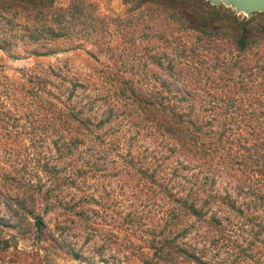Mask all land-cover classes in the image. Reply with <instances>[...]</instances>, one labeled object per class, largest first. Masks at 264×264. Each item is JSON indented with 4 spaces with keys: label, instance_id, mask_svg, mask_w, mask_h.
Returning a JSON list of instances; mask_svg holds the SVG:
<instances>
[{
    "label": "rangeland",
    "instance_id": "obj_1",
    "mask_svg": "<svg viewBox=\"0 0 264 264\" xmlns=\"http://www.w3.org/2000/svg\"><path fill=\"white\" fill-rule=\"evenodd\" d=\"M87 1L93 17L77 25L85 35L33 42L26 11L14 16L11 0H0V214L9 217L11 198H29V188L45 190L48 169L75 180L62 189L66 208L45 211L35 192V213L48 229L38 238L30 218L16 221L7 231L11 264L17 255L26 264H200L179 256V245L206 264H264V236L255 239L252 225L231 214L241 229L216 244V232L176 200L184 180L173 172L187 161L169 151L173 143L157 134L138 99L166 96L173 105L184 95L178 109L204 125L250 123L235 116L257 108L248 105L253 93L264 94V69H254L264 67V41L240 51L231 37L181 27L161 6L133 11L125 0ZM47 47L58 52L35 55ZM78 82L86 87L71 97ZM231 186L222 172L216 188ZM215 212L224 216L211 204L208 216Z\"/></svg>",
    "mask_w": 264,
    "mask_h": 264
},
{
    "label": "trees",
    "instance_id": "obj_2",
    "mask_svg": "<svg viewBox=\"0 0 264 264\" xmlns=\"http://www.w3.org/2000/svg\"><path fill=\"white\" fill-rule=\"evenodd\" d=\"M125 2L130 4L133 11L145 5L161 6L171 11L170 15L181 27L195 30L208 39L231 37L240 51L264 41V12H256L250 18H240L230 9L222 5H212L207 0H125ZM11 8L16 9L14 16H18L20 9L25 10L27 17L33 21L32 26L27 25L24 28L27 38L33 42L42 39L53 42L85 35L81 34L77 25L86 24L93 17L90 13L92 4L87 0H70L68 5L59 4L58 0H11ZM12 21L11 18V23ZM46 49L35 52V55L49 56L58 52L51 47ZM254 69L258 74V70L264 67L257 63ZM77 87L86 86L78 82L71 97L75 95ZM164 97L166 96L160 97L161 101L147 97L138 99L144 104L146 119H149L157 134L173 143V146H169V151L174 155L184 156L187 161L186 164L176 167L173 172L184 180L181 195H177L176 200L181 203L188 215L206 222L208 227L216 232L218 237L213 240L216 244L232 241L234 232L241 229L240 223L232 222L231 214L252 225L250 232H254L255 239L264 236V94L259 95L255 92L250 96L248 105L257 108L248 113L230 115V118L235 116L239 119L241 116V120L249 119L250 123L241 122L238 125L227 123L218 128L213 124L204 125L194 118L190 111L178 109L176 103L187 100V96H180L173 105L165 101L167 98ZM235 99L233 96L229 99L231 106H235ZM262 106L263 108H259ZM68 114L69 118L73 117L79 121L75 112ZM182 170H185V174ZM48 172L51 183L45 190L43 185H38L37 189L29 188V198L20 200L11 198L16 207L7 204L9 217L0 214V264H11V235H7V231L16 228L14 226L16 221L30 218V224L36 228L38 238L48 229L43 217L35 213V206L38 203L35 192L40 193L42 200L49 205L45 211L49 212L54 204L68 207L61 200V193L65 186L75 183L74 178L62 170L48 169ZM222 172H225L234 183V186L226 188L224 193L216 188ZM211 204L219 205L224 216L220 217L216 212L208 216ZM254 245L253 241L249 243L250 247ZM15 248L17 254L22 253L17 248V242ZM175 249L181 257L206 264L195 252H190L183 246L179 245ZM160 255L162 259H167ZM21 257L17 255L14 262L26 264ZM169 258L173 259L171 253Z\"/></svg>",
    "mask_w": 264,
    "mask_h": 264
},
{
    "label": "water",
    "instance_id": "obj_3",
    "mask_svg": "<svg viewBox=\"0 0 264 264\" xmlns=\"http://www.w3.org/2000/svg\"><path fill=\"white\" fill-rule=\"evenodd\" d=\"M213 5L225 4L232 6L239 12L252 15L256 12H264V0H207Z\"/></svg>",
    "mask_w": 264,
    "mask_h": 264
}]
</instances>
